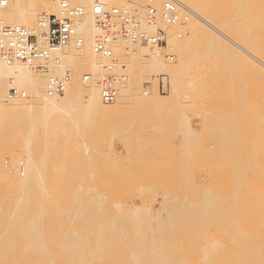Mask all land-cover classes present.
<instances>
[{
    "label": "rangeland",
    "instance_id": "obj_1",
    "mask_svg": "<svg viewBox=\"0 0 264 264\" xmlns=\"http://www.w3.org/2000/svg\"><path fill=\"white\" fill-rule=\"evenodd\" d=\"M203 4L229 31L264 41V0H203ZM162 61L167 62L164 58ZM121 71L114 70V74L124 75ZM181 73L177 78V97L168 106L142 111L138 107L133 111V105L131 117L114 123L115 130L108 131L105 125V132L96 128L82 133L84 147L89 150L78 148L77 158L71 154L61 157L53 141L55 135L60 137L64 131L69 135L76 126L81 133L84 127L98 126L99 122L77 118L73 124L69 114H61L58 121L49 122L50 126L55 125L51 128L58 130L48 131L53 137L48 140L49 145L39 133L28 132L30 126L25 122L22 124L26 125H18L19 129L0 128V151L9 142L2 141L1 136L7 139L8 135H16L20 140L17 145H24L26 141H22L31 135L27 136L32 139L29 148L32 152L37 150L38 155H34L42 158L39 173L43 176L42 186L36 184L38 188L33 186L37 189L31 191L30 201H38L30 202L29 208L19 212L12 199L17 196L8 188L5 192L6 186L0 182V264H169L151 261V252L141 246L154 241L160 246H155L156 251H160L165 244L164 236L157 238L162 233H154L155 238L148 233L152 228L171 231L181 247L189 243L185 263L199 264L200 245L208 243H203L205 238L199 243L191 239L190 231L196 226L212 230L221 221L215 218L217 213L231 216L232 223H241L247 217L254 224L256 198H263L264 193L263 76L258 70L243 67ZM87 74L91 78L89 72H82ZM161 78L167 82L166 94L159 92ZM153 86L161 97L168 96L169 75L160 73L144 81L142 90L150 93ZM76 115L80 117L79 112ZM59 158L68 164L63 162L61 166H65L60 168L58 164L64 160L58 162ZM3 159L6 168L20 170L19 161L12 164L9 155ZM73 159L77 164L70 163ZM220 203L223 211L218 209ZM119 224L126 226L124 230L129 233L118 234ZM99 230L105 235L98 245L93 238H97ZM181 231L190 234L191 238L185 241H192L186 244ZM76 232L91 234L86 259L80 258L82 249L80 253L70 244ZM133 252L140 256L132 261L128 256Z\"/></svg>",
    "mask_w": 264,
    "mask_h": 264
},
{
    "label": "bare ground",
    "instance_id": "obj_2",
    "mask_svg": "<svg viewBox=\"0 0 264 264\" xmlns=\"http://www.w3.org/2000/svg\"><path fill=\"white\" fill-rule=\"evenodd\" d=\"M62 1L67 2L71 6L82 7L84 10L83 16L76 22L75 35L76 38L82 39V45L78 46L75 38L72 39L46 62V71H38L36 66H29L21 62L0 64L1 130H6V128L9 130L8 128L11 127L19 129L18 125L25 122L27 126H30V128L28 127V132L35 131L39 133L38 135L44 139L43 141L47 143L46 145H49L48 140L53 139L52 133L49 134V130H55L53 127L51 128L54 124L50 126V123L58 121L57 118L61 114H69V119L71 118L72 122L76 123L77 118L78 121L80 119L99 122L98 126L84 127L83 130L81 129V133L78 126L69 130L72 134L78 133V136L74 134L73 137H69L71 133L67 135L68 133H65V131L61 133L62 135L60 134V137H58V134L55 135V140L53 141H55L54 143L59 149L61 157L62 155L71 154L70 157L77 158V149L85 145L84 141H82V133L88 134L96 128L97 131L100 129V131L103 130L105 132V125H108V131L115 130L114 123L126 121L131 117L132 107H135L133 105H136V110L134 109L133 111H137L138 107V111H142L143 109L160 110L163 106H168L167 104L175 100L176 98L174 99V97H177L179 88V79L177 80V78L182 74L183 70H221L225 68L240 70L243 67V69L258 70L264 80V41H260L257 38H243L229 31L225 28L224 23L218 19L217 15L204 6L203 0H175L179 5L190 11L192 18L183 26H166L164 22H159V26L165 31L167 49L173 55V60L167 61L164 59L167 61L164 62L162 61V56L152 53L149 48L143 45L125 42L120 39L111 43L112 56L115 60L113 68L117 72L118 70H122L121 72L124 75L118 76L116 79L115 101L105 104L101 99V82L106 74L105 68L110 63V60L96 55L92 50L94 42L102 37V32L96 27L92 8L94 4L103 7V9H108L109 6L125 7L131 14L136 15L142 28H147L145 21L146 0H128L129 2L127 0H119L122 1V4L116 3V0H6V7L0 8V24L34 29L37 26L40 13L57 14L59 4ZM176 28H179L178 33L174 32ZM178 34H180V38H177ZM200 45L201 47H199ZM79 70L81 71V75ZM82 72H89L91 78L88 74L82 75ZM160 73H167L169 75L171 90L168 96L161 97L157 93L156 86H153L150 93L147 90L143 91V82L157 77ZM65 75H68L69 79H71L68 81L64 92L62 94L48 95L46 93L48 79L50 77H62ZM87 76L88 79L84 80ZM164 80L165 78H163ZM164 82L167 84L166 81ZM13 88L23 91L25 98L9 99L8 92ZM78 112L80 117L76 115ZM74 113L76 114L74 115ZM8 132L6 133L9 134L11 130ZM37 133L36 136H38ZM11 135H8L7 139L1 136L2 141L9 139V142L7 145L3 144L6 147L4 148L3 146V151H0V182L6 186L5 192H7L8 188L11 193L15 194V197L17 196L12 199L16 204L15 209L19 208L17 210L19 212L21 209L24 211L29 208L30 202L33 204V202L38 201H30V198L33 197L31 196L33 193L31 192L32 188L36 190L39 185L42 186L40 181L43 176L39 173L42 161L40 160L41 157H36L38 155L36 153L37 150L34 153L32 152L33 149L29 148L32 139L27 136L30 137L31 135H27V139L22 141H26V144L24 143L25 146L19 144L22 147H18L19 145H17L20 142L19 138L17 139L16 135ZM32 135L35 134L33 133ZM88 150V147L85 146L84 151L87 152ZM5 155L10 156L12 164H16V161H19L22 165L19 171L13 168L16 171L13 172L11 168L5 167V160L3 159ZM38 159L40 162H38ZM60 160L64 161L58 164L59 167L66 162L63 158H59L58 162ZM75 161L76 159H73V161L68 162L72 163ZM39 163L41 164L39 165ZM66 164L68 163L66 162ZM74 164L72 163V165ZM63 167L61 166L60 168ZM5 169L8 171H5ZM33 186L37 188L35 189ZM5 194L7 195L8 193ZM262 195L264 198V193ZM6 197H9V194ZM263 198L258 196L256 198L257 207L253 225L248 222L247 217H244L241 223H232L233 218L231 216L223 217L217 213L218 216H215V218L221 219V221L220 224L217 221L212 230H202L196 226L197 229L190 231L192 238L187 231H181L182 237H186H183L184 241L187 238H191L199 243L205 238L203 243H208V245H203V247L200 245V251L197 255L199 264H264V205L261 204L260 206L259 204L260 202L264 204ZM219 201L224 202L223 200ZM220 205L221 203L218 209L223 211ZM137 209L136 211H138ZM147 209L149 208L146 207ZM122 225L125 224L123 223ZM122 225L119 224V230L116 227L117 233H129L128 230H124L126 226L122 227ZM150 226L148 225V227ZM148 233L153 238H155L154 233H162L157 238L164 236L166 239L160 251H156L160 246L155 245L154 241L151 244L141 245L151 252V261L156 263L186 264L188 241L191 242L192 240L185 241L188 244L181 247L179 243L177 244L178 239H174L171 231H158L152 228L149 229ZM187 233L189 235H183ZM89 235L91 234L80 235L76 232L72 234V241L70 240L72 247H77L80 253V249H82V255L79 254L82 259H86L89 256L90 243L92 241ZM104 235L103 231H97V238H93V242L98 244ZM165 235H167V238ZM173 242L175 244H172ZM176 244L180 246H177L178 249ZM179 248L183 250L186 248V253L181 254L183 250L180 251ZM84 250L86 251L85 253ZM139 256L140 254L133 252L128 257H131L130 260L132 259L133 261L137 260Z\"/></svg>",
    "mask_w": 264,
    "mask_h": 264
},
{
    "label": "built area",
    "instance_id": "obj_3",
    "mask_svg": "<svg viewBox=\"0 0 264 264\" xmlns=\"http://www.w3.org/2000/svg\"><path fill=\"white\" fill-rule=\"evenodd\" d=\"M6 3V0H0V8H5ZM92 13L96 27L102 32V37L94 42L92 50L96 55L110 60L101 82V99L105 104L113 103L116 99L115 82L118 76L114 74L115 60L112 56L111 43L120 39L143 45L152 53L172 61L173 56L167 51L166 34L159 26V22H164L166 26H183L192 16L187 8L175 0H146L147 28H142L138 18L125 7L103 9L94 4ZM83 14L82 7L71 6L62 1L57 14L41 13L34 29L0 24V64L21 62L46 70V62L72 39L75 38L78 46L82 45V39L76 38L75 35L76 22ZM177 38H180V34ZM87 79L88 76L84 80ZM68 81V75L50 77L46 83V93L62 94ZM159 92L167 93V84L163 78L159 82ZM8 98H25V93L13 88L9 90Z\"/></svg>",
    "mask_w": 264,
    "mask_h": 264
}]
</instances>
